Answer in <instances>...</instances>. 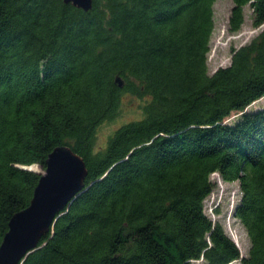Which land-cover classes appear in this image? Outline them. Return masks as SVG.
I'll return each mask as SVG.
<instances>
[{"label": "trees", "instance_id": "trees-1", "mask_svg": "<svg viewBox=\"0 0 264 264\" xmlns=\"http://www.w3.org/2000/svg\"><path fill=\"white\" fill-rule=\"evenodd\" d=\"M216 1L0 0V246L34 165L66 145L88 171L21 264H264V108L246 110L264 98V29L210 73ZM246 5L264 24V0H233L231 31ZM126 93L139 116L97 148ZM213 173L240 184L247 255L205 212Z\"/></svg>", "mask_w": 264, "mask_h": 264}, {"label": "rangeland", "instance_id": "rangeland-1", "mask_svg": "<svg viewBox=\"0 0 264 264\" xmlns=\"http://www.w3.org/2000/svg\"><path fill=\"white\" fill-rule=\"evenodd\" d=\"M233 7V0H217L214 4L215 29L211 38V50L208 53L209 72H215L221 66L231 63L232 49L239 48L258 35L263 29L253 25V11L249 5L244 7L245 22L238 31L229 29V19ZM122 115L112 122L103 123L97 132V148L106 145L108 137L120 124L133 120L139 116L138 100L130 94H124ZM264 108V98L251 104L246 110L254 111ZM241 116V112H233L226 122L234 123ZM36 168V169H35ZM33 169L42 173L39 165ZM211 178L215 184L214 191L205 200V212L213 219L220 221L226 232L236 241L242 255H247L250 248V240L245 227L234 215V211L241 199V188L238 181L228 182L223 180L219 173H213ZM194 264H205L202 259L194 261ZM230 264H239L234 261Z\"/></svg>", "mask_w": 264, "mask_h": 264}, {"label": "water", "instance_id": "water-1", "mask_svg": "<svg viewBox=\"0 0 264 264\" xmlns=\"http://www.w3.org/2000/svg\"><path fill=\"white\" fill-rule=\"evenodd\" d=\"M64 1L86 11L93 7V0ZM116 82L121 87L124 85L120 76ZM87 173L83 158L69 146H59L50 153L47 168L41 173L29 206L16 213L9 222V230L0 246V264H21L38 247L57 215L85 186Z\"/></svg>", "mask_w": 264, "mask_h": 264}, {"label": "bare ground", "instance_id": "bare-ground-1", "mask_svg": "<svg viewBox=\"0 0 264 264\" xmlns=\"http://www.w3.org/2000/svg\"><path fill=\"white\" fill-rule=\"evenodd\" d=\"M33 168V167H32ZM36 169V168H35Z\"/></svg>", "mask_w": 264, "mask_h": 264}]
</instances>
